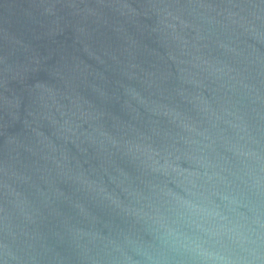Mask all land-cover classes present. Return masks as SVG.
Returning <instances> with one entry per match:
<instances>
[{
  "label": "water",
  "instance_id": "obj_1",
  "mask_svg": "<svg viewBox=\"0 0 264 264\" xmlns=\"http://www.w3.org/2000/svg\"><path fill=\"white\" fill-rule=\"evenodd\" d=\"M0 264H264V0H0Z\"/></svg>",
  "mask_w": 264,
  "mask_h": 264
}]
</instances>
